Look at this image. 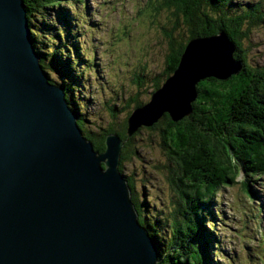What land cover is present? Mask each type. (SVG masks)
Listing matches in <instances>:
<instances>
[{
    "label": "water",
    "instance_id": "1",
    "mask_svg": "<svg viewBox=\"0 0 264 264\" xmlns=\"http://www.w3.org/2000/svg\"><path fill=\"white\" fill-rule=\"evenodd\" d=\"M31 31L23 0H0V264H159L119 170L124 141L108 134L94 150ZM233 51L224 32L189 39L172 74L126 119L127 137L163 115H189L200 81L239 72Z\"/></svg>",
    "mask_w": 264,
    "mask_h": 264
},
{
    "label": "trees",
    "instance_id": "2",
    "mask_svg": "<svg viewBox=\"0 0 264 264\" xmlns=\"http://www.w3.org/2000/svg\"><path fill=\"white\" fill-rule=\"evenodd\" d=\"M67 1L23 0L32 30L33 46L42 66L45 54L40 50V44H35L38 31L33 28V21L45 19L50 9ZM73 1L79 4L83 2ZM155 3L156 10L165 11L170 18H174V22H170L173 24L169 30L163 29L167 40L166 65L161 75L154 80L152 92L175 70L186 42L193 37L224 32L234 44L233 57L241 63L239 72L225 80L207 78L200 81L195 86L196 98L191 103L192 112L188 116L172 122L167 115H163L152 127L141 128L128 138L126 119L135 107L143 104L137 99L128 101L127 109L128 105H133L121 124L98 128L93 132L85 129L81 122L83 108L80 106H84L71 102L70 105L72 110L74 104L79 111L73 110L78 116L77 124L97 152L104 151V140L108 134H116L125 141L119 163L122 174L124 163L132 161L137 152L134 137L142 130L158 132L160 146L175 160L177 170L170 171L168 182L180 200L162 218L161 210L154 211L160 217L155 218L151 213H145L147 209H143L142 204L145 206L146 202L138 201L130 179L132 177L124 174L131 190V200L139 215V223L145 226L162 251L159 264H213L210 257L213 253L210 250L211 230L205 226L214 229L216 213L213 206L220 189L235 184L240 176L243 192L251 199L250 180H257L264 175V67L251 66L247 50L243 48V41L249 38L253 29H264V0H156ZM179 15L186 35L182 32L180 40H177L172 32L179 26ZM57 20L59 27H54V33L50 31L51 26L46 29L50 31L48 39L53 45L55 42L58 44L54 49L53 59L58 65L54 66V71L61 77L58 85L66 95L69 89L73 91L71 87L77 86L78 78L74 66L78 60L72 62L68 59L74 58L75 54L80 56L83 51L77 48L76 42L72 47L62 39L65 31L70 41L72 35H76L77 29L71 32L72 35L69 33L71 23H77L76 16L59 9ZM65 46L72 47L73 56L69 49H64ZM91 63L93 59L82 70H90ZM75 73L77 76L73 77ZM79 76L82 78V74Z\"/></svg>",
    "mask_w": 264,
    "mask_h": 264
},
{
    "label": "rangeland",
    "instance_id": "3",
    "mask_svg": "<svg viewBox=\"0 0 264 264\" xmlns=\"http://www.w3.org/2000/svg\"><path fill=\"white\" fill-rule=\"evenodd\" d=\"M155 2L83 0L79 4L71 0L50 9L45 19L33 21V28L38 31L35 44H40V50L45 54L43 66L49 78L59 83L61 77L54 71V66L58 65L53 59L58 44L53 45L47 34L59 27V9L76 16L77 23H71L69 31L72 35L71 32L77 29L76 35H72L73 40H69L66 31L62 39L72 47L76 42L77 48L83 51L80 56L75 54L74 58L68 59L78 60L74 63L78 76L72 75L78 78L77 86L71 87L72 92L69 89L67 97L69 103L84 106H80L83 108L80 118L85 129L93 132L119 125L132 108L133 104L126 108L130 99L142 103L148 101L154 80L166 65L167 40L163 32L170 29L173 24L170 22H174L165 11L156 10ZM177 20L179 26L172 35L180 40V34L186 33L182 30L180 15ZM49 26L52 27L50 31L46 29ZM72 47L65 46L64 49H69L73 56ZM243 48L247 50L251 66L264 67V29H253L249 38L243 41ZM92 59L91 69L82 70ZM73 108L79 112L74 104ZM133 143L137 152L132 161L124 163L123 174L132 177L138 201L146 202L145 206L142 204L143 209H147L145 213L162 218L180 200L168 182L170 171L177 170L175 160L160 146L161 138L156 131L142 130ZM236 180L235 184L221 188L216 197L214 229L205 226L211 230V261L213 264H264V175L250 180L251 199L243 192L242 178L238 176ZM159 210L160 217L154 213Z\"/></svg>",
    "mask_w": 264,
    "mask_h": 264
},
{
    "label": "clouds",
    "instance_id": "4",
    "mask_svg": "<svg viewBox=\"0 0 264 264\" xmlns=\"http://www.w3.org/2000/svg\"><path fill=\"white\" fill-rule=\"evenodd\" d=\"M69 1H71V0H69ZM68 2V1H67ZM234 58V57H233ZM236 60V59H235ZM238 61V60H237ZM240 62V61H239ZM59 76V75H58ZM60 83V82H59ZM65 93V92H64ZM67 95V94H66ZM66 95H65V97H66ZM67 100H68V102H69V99L68 98H66ZM69 106L71 107V105H70V103H69ZM71 109H72V107H71ZM73 110H74V108H73ZM75 111V110H74ZM141 129V128H140ZM81 130V129H80ZM138 131V130H137ZM83 134V133H82ZM128 138V137H127ZM88 140V139H87ZM125 142V141H124ZM124 146V145H123ZM95 150V149H94ZM120 163V162H119ZM122 174V173H121ZM124 175V174H123ZM127 179V178H126ZM127 183H128V181H127ZM130 188V187H129ZM131 191V190H130Z\"/></svg>",
    "mask_w": 264,
    "mask_h": 264
},
{
    "label": "bare ground",
    "instance_id": "5",
    "mask_svg": "<svg viewBox=\"0 0 264 264\" xmlns=\"http://www.w3.org/2000/svg\"><path fill=\"white\" fill-rule=\"evenodd\" d=\"M28 24H29V21H28ZM149 100V99H148ZM146 103V102H145ZM258 195V194H257ZM216 217V216H215Z\"/></svg>",
    "mask_w": 264,
    "mask_h": 264
}]
</instances>
